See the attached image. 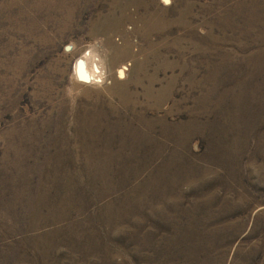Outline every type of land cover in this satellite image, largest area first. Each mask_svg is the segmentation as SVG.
<instances>
[{
  "label": "rangeland",
  "instance_id": "rangeland-1",
  "mask_svg": "<svg viewBox=\"0 0 264 264\" xmlns=\"http://www.w3.org/2000/svg\"><path fill=\"white\" fill-rule=\"evenodd\" d=\"M0 264H264V0H0Z\"/></svg>",
  "mask_w": 264,
  "mask_h": 264
},
{
  "label": "bare ground",
  "instance_id": "bare-ground-1",
  "mask_svg": "<svg viewBox=\"0 0 264 264\" xmlns=\"http://www.w3.org/2000/svg\"><path fill=\"white\" fill-rule=\"evenodd\" d=\"M77 64H78V68H77ZM73 70L76 74H79V75H84L86 76L85 74V70H84V65L81 61V59H79L76 63V65L73 67Z\"/></svg>",
  "mask_w": 264,
  "mask_h": 264
}]
</instances>
